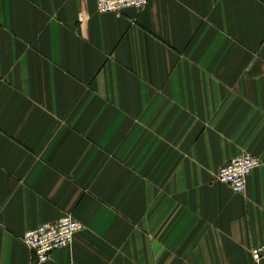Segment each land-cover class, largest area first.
I'll return each instance as SVG.
<instances>
[{
  "label": "crops",
  "instance_id": "crops-1",
  "mask_svg": "<svg viewBox=\"0 0 264 264\" xmlns=\"http://www.w3.org/2000/svg\"><path fill=\"white\" fill-rule=\"evenodd\" d=\"M261 164L237 192L219 168ZM84 224L38 261L26 229ZM264 0H0V264H264Z\"/></svg>",
  "mask_w": 264,
  "mask_h": 264
},
{
  "label": "built area",
  "instance_id": "built-area-1",
  "mask_svg": "<svg viewBox=\"0 0 264 264\" xmlns=\"http://www.w3.org/2000/svg\"><path fill=\"white\" fill-rule=\"evenodd\" d=\"M150 0H97L98 10L102 13L122 14L128 7L143 8ZM261 163L260 158L250 152L233 156L223 164L217 173L219 180L228 183L233 190L242 192L246 188L247 177L253 168ZM84 228L81 220L67 213L55 221H45L26 229L22 235L25 243L33 251L38 261L50 258L53 251L69 245L74 235ZM255 261L264 257V244L251 250Z\"/></svg>",
  "mask_w": 264,
  "mask_h": 264
},
{
  "label": "bare ground",
  "instance_id": "bare-ground-1",
  "mask_svg": "<svg viewBox=\"0 0 264 264\" xmlns=\"http://www.w3.org/2000/svg\"><path fill=\"white\" fill-rule=\"evenodd\" d=\"M257 156H258V155H257ZM258 157H259V156H258ZM259 158H260V157H259ZM260 160H261V159H260ZM260 164H261V163H260ZM260 164H259V165H260ZM259 165H258V166H259ZM256 167H257V166H256ZM253 169H254V168H253ZM253 169H252V170H253ZM250 173H251V172H250ZM248 176H249V175H248ZM247 178H248V177H247ZM227 184H228V183H227ZM246 185H247V182H246ZM245 189H246V188H245ZM234 191H235V190H234ZM244 191H245V190H244ZM237 192H238V191H237ZM242 192H243V191H242Z\"/></svg>",
  "mask_w": 264,
  "mask_h": 264
}]
</instances>
